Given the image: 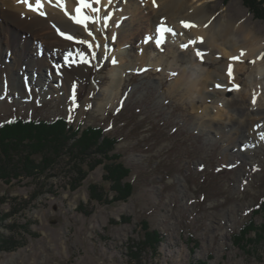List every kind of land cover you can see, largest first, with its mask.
<instances>
[{
  "label": "rangeland",
  "instance_id": "374dc122",
  "mask_svg": "<svg viewBox=\"0 0 264 264\" xmlns=\"http://www.w3.org/2000/svg\"><path fill=\"white\" fill-rule=\"evenodd\" d=\"M5 1L0 0V6ZM79 3L87 17L93 14V7H84L83 0ZM25 6L17 10L35 15ZM197 8L215 23L241 24L245 33L260 41L264 61V20L255 18L242 0H205ZM93 21L78 24L72 43L82 41L83 46L77 53L101 47L114 52L109 29ZM24 31L18 28V34ZM134 37L133 41L140 40ZM159 38L162 41V35ZM172 39L161 48L151 40L149 59L136 62L126 72L119 95L105 105L103 90L112 83L111 70L121 61L113 63L107 54L78 73L67 65L58 71V59L41 53L38 65L45 75L61 73L53 84L63 90L26 102L9 97L10 104L0 105V122L62 117L73 128L81 126L80 130L101 127L104 135L118 139L114 153L130 170L123 183L132 185L125 201H114V192L103 181L102 165L90 171L74 191L68 188L70 178L59 171L35 180L21 176L9 184L0 180V264H264V239L239 248L233 237L250 220L251 208L264 198V143L237 153L242 140L222 125L253 103L250 90L241 95L237 91L250 87H230L222 94L203 90V96L212 98L206 103L195 95L190 98L183 88L173 89L181 69L189 66L184 55L192 51L181 48V40L180 45ZM34 44L33 50L43 48ZM1 49L10 62V50ZM219 58L210 57L203 68L218 73L228 65L227 59ZM252 64L251 59L238 63L241 81H247ZM242 96L245 99L240 102ZM213 99L224 105L222 116L213 124L218 132H208L199 118L205 106L217 107ZM256 110L263 113L264 106ZM259 116L254 124L264 119V114ZM233 122L246 136L247 122ZM91 185L103 192L104 202L91 200ZM253 220L263 225L264 213ZM153 231L156 245L141 242L145 232Z\"/></svg>",
  "mask_w": 264,
  "mask_h": 264
},
{
  "label": "bare ground",
  "instance_id": "6f19581e",
  "mask_svg": "<svg viewBox=\"0 0 264 264\" xmlns=\"http://www.w3.org/2000/svg\"><path fill=\"white\" fill-rule=\"evenodd\" d=\"M83 1L90 5V8L99 10H92L93 14L89 17L91 21H99L105 29H109L111 32L109 44L111 49L115 47L114 52L111 50L109 52L104 47H101L99 51L92 49L86 51L84 47L87 44H84L82 47L84 54L82 55L77 53V49L83 46L82 41L72 43V41L66 40L77 34L78 24L81 26L74 19L78 17L76 9L80 8L81 13L86 15L80 7L79 0H42L43 7L40 11L45 15L29 10L27 7L37 16L25 9L20 10L21 12L17 10L21 5H26L23 2H18V0H12V4H9V0L3 2L0 6V105L10 104L9 97L17 102H26L32 97L40 95L46 99L50 94L63 90L62 88L56 89L57 86L53 84V81L60 78L61 73L58 76L54 75V72V74L45 75L43 72L45 69H41L38 65L36 60L40 53L44 58L50 56V59L54 61L58 59L56 62L58 71L67 65L78 73H81L85 67L87 68L92 60L96 59L100 62L107 54H109V61H121L119 66L111 70L112 83L103 90L105 95L103 105H105L109 100L119 95L126 72L131 71L130 68H134L136 62H145L150 54V50H148L150 41L153 40L156 48H161L166 43L169 45L172 36L173 39L179 41L180 45L181 40L192 51V55H184L189 65L188 69H181L179 75L177 74L178 77L172 83V88H183L190 98L195 95L196 98L201 99L202 103H206L212 98L203 96V90L209 89L222 94L230 87L238 88L241 85L250 87L248 91L245 88L238 89V95L250 90L252 99L255 98V103L237 110V114L230 116V119L226 118L222 125L234 130L238 140H242L238 144L237 153L241 154L242 150L250 152L255 144L264 143V124L261 121L264 122L263 117L257 121V124H254L256 117L259 114H264V112L259 113L256 110L258 107L264 106L261 104L262 100L264 103V61L259 53L261 45L256 37L244 32L241 24L236 27L229 22L215 23L212 17L202 14L201 10L197 8L205 0H99L98 3L96 0ZM29 2L35 4V0H29ZM65 17H69V19L67 20ZM18 28H25V31L18 34ZM135 35L139 36L140 40L133 41ZM161 35L162 41L159 38ZM113 41H118V43L113 46ZM33 42L35 46L39 45L43 48L41 50L31 49ZM2 46L10 50L12 55V57L8 56L10 62L5 59L7 55L2 52ZM187 47L181 46L186 49ZM197 51L202 53V57L197 56ZM28 56H32V58ZM210 57H221L219 59H223L222 61L227 59L228 65L222 70H218V73H209L202 65ZM246 59H251L253 64L247 75V81L243 82L240 80L237 66L239 62L244 63ZM50 65L47 62L49 68ZM230 69L231 74H229ZM220 75L224 78L223 80L218 78ZM241 99L240 102H243L245 96H242ZM240 102L237 103L239 107ZM212 103L217 107L209 110V107L205 106L201 111L202 115L199 116L202 119L199 120L204 129H209L208 132L212 130L218 132L213 124L216 119L222 116L221 108L224 105L218 99H213ZM230 105L229 102L226 104L228 107ZM233 120L238 124L242 121L247 122L246 136L244 135L245 131H238V126L236 127ZM218 123L220 122L218 121ZM254 125H256L255 130L253 129Z\"/></svg>",
  "mask_w": 264,
  "mask_h": 264
},
{
  "label": "trees",
  "instance_id": "16d2710c",
  "mask_svg": "<svg viewBox=\"0 0 264 264\" xmlns=\"http://www.w3.org/2000/svg\"><path fill=\"white\" fill-rule=\"evenodd\" d=\"M242 1L255 18L264 20V9H261L264 0ZM80 127L73 128L62 117L52 120L16 118L0 122V180L9 184L21 176L35 180L47 175L53 177L59 171L70 178L68 188L74 191L90 171L102 165L103 181L114 192V201H125L132 193V185L123 183L130 170L121 162L120 154L114 153L118 139L104 135L99 126L83 130ZM89 194L92 201L106 200L96 185L89 187ZM262 212L264 198L251 208L250 220L234 234L237 247L244 248L264 239V224L257 226L253 220ZM145 237L141 242L156 245V232H145Z\"/></svg>",
  "mask_w": 264,
  "mask_h": 264
},
{
  "label": "snow or ice",
  "instance_id": "6c2138e0",
  "mask_svg": "<svg viewBox=\"0 0 264 264\" xmlns=\"http://www.w3.org/2000/svg\"><path fill=\"white\" fill-rule=\"evenodd\" d=\"M18 2L25 3L26 6L29 8V10L37 11V12H39V14L45 15V13H43V12L40 11V9L43 7L42 0H35V4L30 3L29 0H18ZM96 2L98 3L99 0H96ZM83 6L84 7H91L90 5H88L86 3ZM76 11L78 13V17L74 18L75 19V22L86 25L87 22L90 20V18L87 17L86 15H83L81 13V9L80 8H77ZM93 11H99V10L98 9H93ZM185 26L188 27V25H185ZM164 30L165 31H171L170 29H164ZM62 35H63V33H62ZM68 38L71 39L72 37H68ZM182 47H187V45H182ZM197 56H201L202 57V53H200L199 51H197ZM113 63H115V61H113ZM229 74H231V69L229 70ZM218 87H219V85H218ZM253 103H255V98L253 99Z\"/></svg>",
  "mask_w": 264,
  "mask_h": 264
}]
</instances>
